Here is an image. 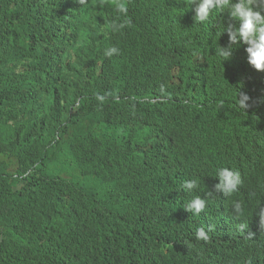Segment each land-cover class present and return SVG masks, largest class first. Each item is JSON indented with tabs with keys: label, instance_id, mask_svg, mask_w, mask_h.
<instances>
[{
	"label": "trees",
	"instance_id": "obj_1",
	"mask_svg": "<svg viewBox=\"0 0 264 264\" xmlns=\"http://www.w3.org/2000/svg\"><path fill=\"white\" fill-rule=\"evenodd\" d=\"M93 1L74 14L73 0H0V264H133L138 227L158 232L157 224L144 221L154 188L184 192V180L164 176L162 154L178 127L198 117L158 95L162 78L175 69L192 87L200 72L206 74V52L172 48L180 0ZM102 17L111 19L114 34L132 25V46L150 56L146 78L137 71L138 54L109 63L94 46L80 64L85 72L65 58L53 73L49 40L58 37L57 50L67 51L57 23L74 18L73 42L81 22L97 29ZM248 75L251 84L257 76L250 69ZM141 81L149 82L156 106L143 102ZM152 126L157 135L167 128L155 140ZM144 134H150L147 142ZM92 178L98 183L85 182ZM56 181L55 192L46 195ZM247 186L257 197L245 219L250 226L203 222L210 239L197 264H264V238L253 223L264 201V165ZM225 234L235 237L232 248L220 243Z\"/></svg>",
	"mask_w": 264,
	"mask_h": 264
},
{
	"label": "clouds",
	"instance_id": "obj_2",
	"mask_svg": "<svg viewBox=\"0 0 264 264\" xmlns=\"http://www.w3.org/2000/svg\"><path fill=\"white\" fill-rule=\"evenodd\" d=\"M73 2L74 14L77 9L95 5L93 0ZM119 11L127 10L121 5ZM175 20L171 27L172 48L183 54L206 52L208 65L204 66L206 74L200 72L192 87L181 83L176 69L162 78L159 100L176 102L172 104L179 110H193L198 120L179 126L170 139L172 145L163 151L164 176L184 180L185 193L162 185L154 188L144 221L157 224L158 232L144 234L138 227L141 245L133 264H197L206 252L203 241L210 239L203 222L219 227L233 221L241 230L250 226L245 219L255 203L250 201L254 194L247 186V178L264 165V155L255 152L259 148L264 151V145L260 146L264 144V0H180ZM57 26L67 51L64 55L57 50L58 37L49 40L53 73L65 58L85 72L80 64L87 58L88 48L94 46L103 48L107 61L138 54L137 71L147 77L150 56L132 46V25L114 34L111 19L102 17L97 29L86 20L77 27L80 38L73 42L74 18ZM82 28L89 31L88 37L83 36ZM249 69L257 76L251 84L245 83ZM65 70L76 78L73 69ZM219 79L222 85H217ZM148 86L149 82L141 81L143 102L156 106L157 99L149 97ZM178 114L182 116L181 111ZM157 127L152 126V134ZM166 128L157 130L159 137ZM44 129L41 124L38 132ZM158 135L153 134L155 140ZM143 138L147 142L150 134ZM85 182L98 183L95 178ZM58 186L59 181L54 182L45 194L54 193ZM229 196L232 198L228 206ZM253 223L264 238V201ZM143 235L148 237L147 242ZM234 239L232 234H225L220 243L232 248Z\"/></svg>",
	"mask_w": 264,
	"mask_h": 264
},
{
	"label": "bare ground",
	"instance_id": "obj_3",
	"mask_svg": "<svg viewBox=\"0 0 264 264\" xmlns=\"http://www.w3.org/2000/svg\"><path fill=\"white\" fill-rule=\"evenodd\" d=\"M222 137V139H224V136H221ZM221 144H222V140H221ZM261 145H264V144H260V146ZM225 146H226V142H225ZM229 146H231V145H229ZM230 148V147H229ZM219 151L220 150H217V152L219 153ZM257 154H261V155H264V153H262V152H264L263 150H261L260 148L259 149H257L256 151H255ZM208 166V165H207ZM190 194H192V192L190 193ZM253 194V193H252ZM231 198H232V196H229L228 197V199H229V201H228V206L231 204ZM256 199H257V197L256 196H254V197H252L251 199H250V201L252 202V203H255L256 202ZM248 228H246V230H247Z\"/></svg>",
	"mask_w": 264,
	"mask_h": 264
}]
</instances>
